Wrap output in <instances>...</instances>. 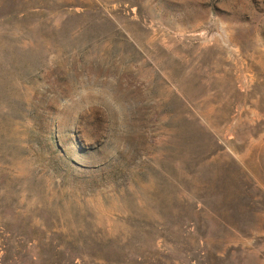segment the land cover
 I'll use <instances>...</instances> for the list:
<instances>
[{
  "label": "rangeland",
  "instance_id": "rangeland-1",
  "mask_svg": "<svg viewBox=\"0 0 264 264\" xmlns=\"http://www.w3.org/2000/svg\"><path fill=\"white\" fill-rule=\"evenodd\" d=\"M0 264H264V0H0Z\"/></svg>",
  "mask_w": 264,
  "mask_h": 264
}]
</instances>
